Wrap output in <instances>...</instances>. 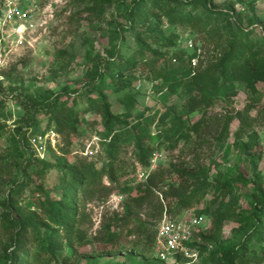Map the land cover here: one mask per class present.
<instances>
[{"label":"rangeland","instance_id":"obj_1","mask_svg":"<svg viewBox=\"0 0 264 264\" xmlns=\"http://www.w3.org/2000/svg\"><path fill=\"white\" fill-rule=\"evenodd\" d=\"M240 35L247 42L237 49ZM129 57L136 63L123 74L127 86H102L104 62ZM222 61L247 70L232 91L182 117L183 137L167 139L169 124L158 118L181 106L182 87L169 93L159 75L178 67L194 75ZM97 95L114 115L132 99V135L139 116L154 119L142 143L148 167L138 163L134 138L107 168L102 117L87 108ZM46 97L75 109V131L48 121ZM76 162L104 172L72 189L67 235L45 211L68 186L58 167ZM159 171L166 179L138 204L139 185ZM181 184L189 185L184 195H169ZM163 215L191 229L199 258L184 264H238L228 254L242 246L264 256V236L245 245L264 221V0H0V264H19L32 250L24 224L37 219L58 229L56 246L40 252L45 261L61 253L50 264H159L153 241Z\"/></svg>","mask_w":264,"mask_h":264},{"label":"trees","instance_id":"obj_2","mask_svg":"<svg viewBox=\"0 0 264 264\" xmlns=\"http://www.w3.org/2000/svg\"><path fill=\"white\" fill-rule=\"evenodd\" d=\"M181 10H184V6ZM180 19L185 21L186 17L181 14ZM243 42H247V40L244 36L240 35L234 44L237 49H240L244 44ZM236 53H238V51H236ZM135 63V57H129L123 61H116L113 59L106 60L102 66L103 73L102 75H99L100 84L106 88H111L112 90L125 88L127 84L123 78V74L124 72H129L130 69L135 66ZM223 63L224 61H222L221 64ZM227 63L228 61H225L224 65L213 64L210 67H207L204 71L194 73V75H191V68L185 69L184 67H178L172 71L166 70L163 74L159 75H163L164 82L162 84L170 90L169 93H178V88L182 87L181 96L183 100L181 106L179 108L172 106L167 107L166 111L158 118L162 124L164 122L169 124L165 129L167 139L172 140L178 136L183 137L185 132L189 130V127H186L183 122L182 117L196 111L213 98H221L234 89L233 83L240 80L242 73L246 72L247 66H242L236 62H230L226 66ZM121 68L123 69L120 70ZM114 69H116L117 72H114V74L110 73V71ZM104 77L110 78L109 86H106L107 83L104 81ZM212 89L216 91L215 95L210 92ZM45 100L47 101L49 98L46 97L43 101L44 105L40 107L45 108L44 114L48 116V121L53 123L54 128L59 132H66L67 134L75 131L78 124L77 112L75 109L59 106L57 101L45 102ZM131 101V98L127 99L126 105H128V111L124 115H114L110 109V103L105 96L97 95L94 100H88L90 103L87 108L100 114L102 117V125L106 136L105 146L107 147L106 156L108 160L106 166L108 169L113 165V161L118 153L120 145L123 142H129L134 138H136V145L138 147V163L144 167L149 166V161L145 157V154L150 152V149L147 146L144 147L142 143L143 138L148 136V126L150 127L154 119L151 117H143L142 115L139 116L135 125L132 126V128L136 130V134L132 135L129 130L131 127L126 119L131 115L130 111L134 107V104ZM33 103L39 105L37 102ZM195 126L196 125H193L192 127ZM108 137L109 140L107 141ZM58 171L60 173V178L62 181L67 182L68 186L64 189L65 195L61 198V201L48 202V209L45 211V216L53 222V224L62 227L67 235H70L72 230L69 223L70 217L68 212L70 211V196L74 193L72 189L81 184V182L93 183L101 175V172H104V168L101 170L97 169L93 163L76 162L67 167H58ZM166 173L169 172H151L147 176L146 184L139 185V195L135 196L134 200L138 204L148 202L150 195L153 194V190L158 184H161L166 179ZM188 187L189 185L184 184L178 185L174 188L172 187V189L169 190V195L175 197L184 195ZM163 196L166 198L167 194L163 193ZM161 211L162 206L159 204V213ZM37 220L40 221V223L36 225L31 223L24 224V226L31 228L32 240L35 239L36 244L31 245L33 246L32 250L29 249V246L28 249L20 255L19 264H50V260H59L58 258L61 256L60 252L55 254L54 251H51L54 255L51 259L47 258L46 261L42 259L40 252L50 251V249L52 250V248L56 246L58 238L56 233L58 232V229H52L40 219ZM8 222H13V219L10 218ZM24 226H20V228ZM262 236H264V221H262V224L259 225L253 233H250L246 237L245 245L253 238L259 239ZM231 255L235 256V260L238 261V264H259L260 262H264V256L261 257L255 251H250L244 246H242L238 252L228 254V257Z\"/></svg>","mask_w":264,"mask_h":264},{"label":"built area","instance_id":"obj_3","mask_svg":"<svg viewBox=\"0 0 264 264\" xmlns=\"http://www.w3.org/2000/svg\"><path fill=\"white\" fill-rule=\"evenodd\" d=\"M191 61L195 64L194 58ZM190 244L191 229L186 223L165 215L159 219L153 241V252L159 263L184 264L198 261V252Z\"/></svg>","mask_w":264,"mask_h":264}]
</instances>
